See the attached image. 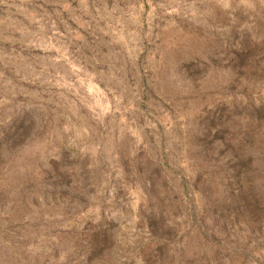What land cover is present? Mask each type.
Returning a JSON list of instances; mask_svg holds the SVG:
<instances>
[{"label":"rangeland","instance_id":"1","mask_svg":"<svg viewBox=\"0 0 264 264\" xmlns=\"http://www.w3.org/2000/svg\"><path fill=\"white\" fill-rule=\"evenodd\" d=\"M0 264H264V0H0Z\"/></svg>","mask_w":264,"mask_h":264}]
</instances>
